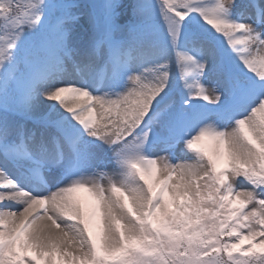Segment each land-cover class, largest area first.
I'll use <instances>...</instances> for the list:
<instances>
[{
	"label": "snow or ice",
	"instance_id": "6c2138e0",
	"mask_svg": "<svg viewBox=\"0 0 264 264\" xmlns=\"http://www.w3.org/2000/svg\"><path fill=\"white\" fill-rule=\"evenodd\" d=\"M0 264H264V0H0Z\"/></svg>",
	"mask_w": 264,
	"mask_h": 264
},
{
	"label": "rangeland",
	"instance_id": "374dc122",
	"mask_svg": "<svg viewBox=\"0 0 264 264\" xmlns=\"http://www.w3.org/2000/svg\"><path fill=\"white\" fill-rule=\"evenodd\" d=\"M82 194V193H81Z\"/></svg>",
	"mask_w": 264,
	"mask_h": 264
}]
</instances>
